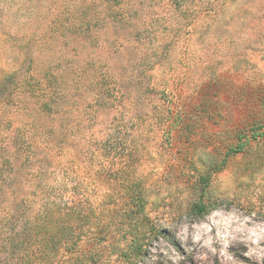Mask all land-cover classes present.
Wrapping results in <instances>:
<instances>
[{
  "label": "rangeland",
  "instance_id": "rangeland-1",
  "mask_svg": "<svg viewBox=\"0 0 264 264\" xmlns=\"http://www.w3.org/2000/svg\"><path fill=\"white\" fill-rule=\"evenodd\" d=\"M69 1L0 0V67L28 41L81 39L48 28ZM120 14L80 59L112 76L106 105L84 75L57 115L0 104V215L54 231L14 254L0 240V264H264V0H122Z\"/></svg>",
  "mask_w": 264,
  "mask_h": 264
},
{
  "label": "trees",
  "instance_id": "trees-1",
  "mask_svg": "<svg viewBox=\"0 0 264 264\" xmlns=\"http://www.w3.org/2000/svg\"><path fill=\"white\" fill-rule=\"evenodd\" d=\"M92 1L94 0H70L66 5L64 2L52 20L53 23L48 27L51 31L60 30L62 33L75 34L77 37L81 35V39L75 38L61 45L59 43L57 48L56 43L49 48L48 43L35 41L30 44L31 42L28 41L24 46L21 62L20 56L16 54L5 60L4 67H0V104L16 105L13 103H24L27 98H31L39 112L57 115L61 112L67 91L70 88L74 90L81 88V79L84 75L91 80L89 84L96 91L94 104L98 107L106 105L104 98L111 96L109 84L113 83L112 76L107 71L87 75L80 59L82 51L85 50V40L89 38L87 33L91 29L100 24L106 25L122 19L120 14L122 0H100L98 7H103V16L92 6ZM110 3L113 9H110ZM54 24L55 26L51 27ZM31 48H35L40 53L32 56ZM46 49L48 50L45 52ZM68 53L73 55L72 60L67 57ZM20 139L19 137L18 141L22 143ZM11 163L10 158L0 154V193L6 184V177L12 172ZM200 180L203 184L207 182L206 178L201 177ZM207 211V206L202 203H195L190 209L191 215L195 218L205 215ZM40 220H44L40 213L29 215L27 212L16 211V213L0 215L1 246L7 247L14 254L16 251H28L31 247L40 244L42 238H46L53 231L50 228L53 224L43 229L39 225ZM41 231H43L42 236ZM53 232L48 235V240L51 242H53ZM35 250L39 251V249ZM134 251L138 256L144 252L142 246L136 247ZM120 257L126 259L123 255Z\"/></svg>",
  "mask_w": 264,
  "mask_h": 264
}]
</instances>
